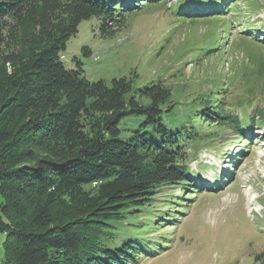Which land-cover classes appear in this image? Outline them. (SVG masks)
<instances>
[{"label":"trees","instance_id":"obj_1","mask_svg":"<svg viewBox=\"0 0 264 264\" xmlns=\"http://www.w3.org/2000/svg\"><path fill=\"white\" fill-rule=\"evenodd\" d=\"M132 1L134 9L143 5ZM183 1L189 8L213 10L202 0ZM210 1L214 5L216 0ZM217 1L225 11L237 7L236 1ZM125 9L124 0H0L3 264H130L135 255L127 243L117 248L104 244L112 238L106 233L110 223L120 221L131 205L148 203L166 185L195 187L189 183L194 178L181 133L162 121V114L173 110L163 81L133 92L130 79L90 82L80 64L73 70L61 62L82 21L97 18L101 36H110L125 23ZM250 57L253 77L263 78L264 63ZM239 89L237 105L222 99L217 112L210 104L204 110L214 125L233 129L235 135L264 122L259 109L247 112L258 98V85L246 82ZM226 109H238L241 116ZM139 117L144 122L124 140L122 122ZM255 259H264V250Z\"/></svg>","mask_w":264,"mask_h":264},{"label":"rangeland","instance_id":"obj_2","mask_svg":"<svg viewBox=\"0 0 264 264\" xmlns=\"http://www.w3.org/2000/svg\"><path fill=\"white\" fill-rule=\"evenodd\" d=\"M235 1L232 10L215 7L220 14L211 9L210 15L200 16L209 10L203 6L206 10L188 12L183 0H136L143 3L136 9L132 0H124L126 20L113 35L102 37L92 17L80 23L61 54L66 69L80 64L90 82L126 78L135 92L160 80L171 91L173 110L163 113L162 121L168 130L181 133L188 173L194 178L189 183L196 185H166L148 203L131 205L120 221L110 223L106 233L112 238L104 244L117 248L127 243L135 255L130 264H264V259H255L264 250V136L254 130L235 135L233 129L214 125L211 113L204 111L210 104L217 112L222 99L237 105L239 87L250 82L258 85V98L247 112L264 113V77H253L250 61L253 54L264 63V0L227 4ZM207 49L213 51L205 55ZM142 122V117L125 119L122 138L129 139ZM224 161L229 169L222 187L203 189L205 180L218 177ZM4 239L0 233V259Z\"/></svg>","mask_w":264,"mask_h":264},{"label":"bare ground","instance_id":"obj_3","mask_svg":"<svg viewBox=\"0 0 264 264\" xmlns=\"http://www.w3.org/2000/svg\"><path fill=\"white\" fill-rule=\"evenodd\" d=\"M252 195H253V194H252ZM254 201H255V200H254ZM0 264H3L1 259H0Z\"/></svg>","mask_w":264,"mask_h":264}]
</instances>
